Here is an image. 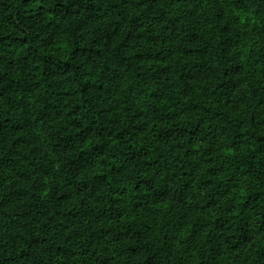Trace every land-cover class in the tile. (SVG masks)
Segmentation results:
<instances>
[{
	"label": "trees",
	"instance_id": "obj_1",
	"mask_svg": "<svg viewBox=\"0 0 264 264\" xmlns=\"http://www.w3.org/2000/svg\"><path fill=\"white\" fill-rule=\"evenodd\" d=\"M31 1L0 0V264H264V0L190 26L136 0L133 28L86 27L113 0ZM142 20L179 29L194 83L148 64Z\"/></svg>",
	"mask_w": 264,
	"mask_h": 264
},
{
	"label": "rangeland",
	"instance_id": "obj_2",
	"mask_svg": "<svg viewBox=\"0 0 264 264\" xmlns=\"http://www.w3.org/2000/svg\"><path fill=\"white\" fill-rule=\"evenodd\" d=\"M169 5L170 14L177 18L178 26L180 25H199L201 18L208 16L210 13H214L216 10L215 0H165ZM136 0H113L110 6L106 5L102 12L98 13L93 20L86 24L87 28H100L108 22H112L116 19L123 20L122 23L127 25V28H133L131 20L137 15ZM29 7L33 10H50L46 3L33 0L30 2ZM49 19V34L59 37L60 32L66 27L68 23L67 16H62L56 13L48 14ZM252 22H256L255 19H250ZM135 34L139 35L137 43L148 49L149 57L148 64L156 68H164L166 73L172 77V79L178 83L184 81L194 83L192 78L195 74L192 71V65L190 60L185 57V54L180 51V44L182 42L181 32L179 29L171 27H159L146 21H140V26H136ZM182 78V79H181ZM184 80V81H183ZM35 145H38L39 152L34 156L37 163L40 165L48 166L50 174L46 177L47 188L50 189L54 182L59 185H63L66 179L60 174L59 165L54 156L49 154L44 149L45 136L41 129L35 133ZM78 199V198H77ZM79 201V200H78ZM173 204L170 199L157 205L161 209V213L172 215L174 213ZM252 226L255 234V240L264 243V227L259 216H252ZM179 228V226H175ZM104 230L102 224H98L95 228ZM102 234L99 237V242H106L102 240ZM108 244V243H107Z\"/></svg>",
	"mask_w": 264,
	"mask_h": 264
}]
</instances>
